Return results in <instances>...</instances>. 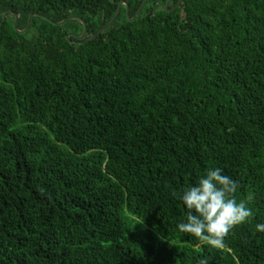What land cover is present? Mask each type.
<instances>
[{
  "label": "trees",
  "instance_id": "1",
  "mask_svg": "<svg viewBox=\"0 0 264 264\" xmlns=\"http://www.w3.org/2000/svg\"><path fill=\"white\" fill-rule=\"evenodd\" d=\"M144 1L0 0V264H264V0ZM210 167L222 250L176 227Z\"/></svg>",
  "mask_w": 264,
  "mask_h": 264
},
{
  "label": "clouds",
  "instance_id": "2",
  "mask_svg": "<svg viewBox=\"0 0 264 264\" xmlns=\"http://www.w3.org/2000/svg\"><path fill=\"white\" fill-rule=\"evenodd\" d=\"M238 187V181L223 174L221 168H208L179 194L185 216L177 223V230L191 234L212 249H224L230 231L253 215L247 202L237 199ZM254 228L264 232V222L256 223Z\"/></svg>",
  "mask_w": 264,
  "mask_h": 264
},
{
  "label": "water",
  "instance_id": "3",
  "mask_svg": "<svg viewBox=\"0 0 264 264\" xmlns=\"http://www.w3.org/2000/svg\"><path fill=\"white\" fill-rule=\"evenodd\" d=\"M146 1H148V0H145V1L143 2V4H142L141 7L139 8V10H138V12L135 14V16L138 15L140 9L142 8V6L144 5V3H145ZM122 3L126 4V7H127V9H128V4H127V2L122 1L121 4H122ZM121 4L119 5V8H118V10H117L115 16H114V17L112 18V20L109 22V25L106 26L105 28H103L102 31H105V30H106V29L112 24V22L115 20V18L117 17V15H118V13H119V10H120V6H121ZM168 5H169V2H168V4H167V7H168ZM3 12H5V11H4V10H3V11H0V13H3ZM13 14H14V27H15V26H16L17 15H16L15 13H13ZM31 17H32V14L29 15V19H28V22H27V26L25 27L24 31L28 28V26H29V24H30V19H31ZM63 22H64V21L58 22V24L61 25V24H63ZM24 31H20V33H23ZM86 33H87V28H85V32H84V35H83V36H85ZM98 35H99V34H98ZM83 36H82L81 38H83ZM96 36H97V35H96Z\"/></svg>",
  "mask_w": 264,
  "mask_h": 264
},
{
  "label": "flooded vegetation",
  "instance_id": "4",
  "mask_svg": "<svg viewBox=\"0 0 264 264\" xmlns=\"http://www.w3.org/2000/svg\"><path fill=\"white\" fill-rule=\"evenodd\" d=\"M168 2L170 3V0ZM168 2H167V4H168Z\"/></svg>",
  "mask_w": 264,
  "mask_h": 264
}]
</instances>
